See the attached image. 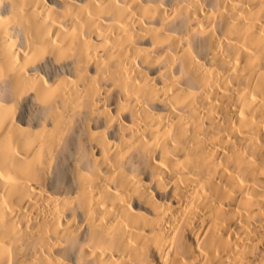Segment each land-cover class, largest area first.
<instances>
[{"label":"bare ground","instance_id":"6f19581e","mask_svg":"<svg viewBox=\"0 0 264 264\" xmlns=\"http://www.w3.org/2000/svg\"><path fill=\"white\" fill-rule=\"evenodd\" d=\"M264 264V0H0V264Z\"/></svg>","mask_w":264,"mask_h":264},{"label":"snow or ice","instance_id":"6c2138e0","mask_svg":"<svg viewBox=\"0 0 264 264\" xmlns=\"http://www.w3.org/2000/svg\"><path fill=\"white\" fill-rule=\"evenodd\" d=\"M66 264H75L74 261H72L70 258L67 260Z\"/></svg>","mask_w":264,"mask_h":264}]
</instances>
